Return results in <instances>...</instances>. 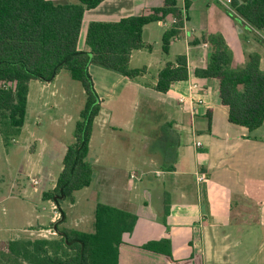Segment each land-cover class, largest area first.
I'll return each instance as SVG.
<instances>
[{
  "label": "crops",
  "instance_id": "crops-1",
  "mask_svg": "<svg viewBox=\"0 0 264 264\" xmlns=\"http://www.w3.org/2000/svg\"><path fill=\"white\" fill-rule=\"evenodd\" d=\"M187 1L184 26L170 42L166 57L152 56L149 41L152 35L159 36L161 41L169 27L162 21L157 30L153 27L155 22L145 27L148 30L145 42L150 47L133 50L129 61L131 67H145L141 75L128 79L101 67L89 66L101 99L96 118L102 104L113 98L114 88L119 85L124 88L132 81L135 103L143 101L147 108L158 109L167 126L159 146L142 145L133 154L140 171L133 183L125 182L122 169L100 162L105 154L98 156L94 184L103 191L104 197L98 203L115 206L137 217L133 230L122 236L119 264H167L163 255L139 248L147 241L162 238L171 241L175 260L188 257L194 226L201 231L204 264H264V135L255 132L264 123L252 131L231 123L228 108L219 97L218 80L194 74L196 67H205L208 62L209 46L203 37L216 34L230 48L234 68L244 66L248 56L257 53L264 70V29L251 28L230 13L222 0ZM162 3L163 0H102L83 13L78 49L86 50L90 22H115L141 15ZM184 4L185 0H177L178 7L185 8ZM175 44L180 46L173 50ZM177 55L187 58V79L171 83L166 92L156 91L158 71ZM110 120L106 112L102 127ZM91 141L92 137L89 152ZM196 141L201 142L200 147L195 145ZM112 154L115 153L109 155ZM91 165L94 173L96 167ZM171 166L172 169H167Z\"/></svg>",
  "mask_w": 264,
  "mask_h": 264
},
{
  "label": "trees",
  "instance_id": "trees-1",
  "mask_svg": "<svg viewBox=\"0 0 264 264\" xmlns=\"http://www.w3.org/2000/svg\"><path fill=\"white\" fill-rule=\"evenodd\" d=\"M102 0H0V115L9 128L20 129L25 120L29 82H51L63 69L80 82L85 101L75 122L73 142L68 144L61 160V170L52 188L41 193L43 200L55 202L59 208L64 200L73 203L74 193L91 184L93 167L87 160L93 123L100 111L101 99L95 89L89 66L95 65L128 79L141 75L145 67H131L133 50L149 48L142 40L147 24L175 17L176 22L161 37L162 51L167 54L170 42L184 26L188 1L184 7L177 0H163L159 7L141 15L121 18L115 22L92 21L88 24L85 46L77 47L85 10ZM234 12L251 28L264 29V0H231ZM208 62L196 67L197 77H213L219 82L221 103L228 108V120L249 131L264 123V70L260 56L250 54L244 66H232V52L224 38L210 35ZM185 55H177L158 71L154 89L166 92L171 83L188 77ZM7 139V137H6ZM167 169H172L168 167ZM53 226L58 236L52 238H16L0 240L1 264H119L122 236L131 232L136 215L115 206L97 203L92 231L62 225L65 211ZM188 257L175 260L172 244L167 238L150 240L142 250L161 254L167 264H204L202 236L194 226L189 241Z\"/></svg>",
  "mask_w": 264,
  "mask_h": 264
},
{
  "label": "rangeland",
  "instance_id": "rangeland-1",
  "mask_svg": "<svg viewBox=\"0 0 264 264\" xmlns=\"http://www.w3.org/2000/svg\"><path fill=\"white\" fill-rule=\"evenodd\" d=\"M153 27L159 29L161 21H156ZM149 42L152 56L166 57L159 36L152 35ZM179 46L175 44L173 50ZM131 64L133 66V61ZM130 83L124 88L121 85L114 88L113 98L102 104L101 113L94 120L87 155V160L96 167L92 176L94 182L74 193V203L62 202L60 208L66 215L62 225L92 231L95 205L104 198L103 191L94 184L98 176L95 160L100 154L106 155L100 161L102 164L122 169L125 182L133 183L128 172H140L138 159L133 158V154L142 145L159 146L160 137L165 135L167 126L159 110L147 108L143 101L135 103L133 82ZM97 85L100 88L98 81ZM84 101L80 82L63 69L50 84L34 79L29 82L27 111L20 129L9 128L0 115V240L37 238L30 231L51 224V202L43 200L41 193L55 184L64 146L73 142L75 122ZM106 112L111 120L102 127ZM255 132L264 135V126ZM32 178L39 181L37 189L31 183Z\"/></svg>",
  "mask_w": 264,
  "mask_h": 264
},
{
  "label": "built area",
  "instance_id": "built-area-1",
  "mask_svg": "<svg viewBox=\"0 0 264 264\" xmlns=\"http://www.w3.org/2000/svg\"><path fill=\"white\" fill-rule=\"evenodd\" d=\"M223 5L227 8V10L234 12L232 6H231V0H222ZM176 22V18L175 17H169V18H164L162 20L163 25L170 27L172 26L174 23ZM176 38V37H174ZM204 46H207V43H204ZM182 100V99H180ZM195 145L197 147L201 146V142L200 141H196ZM139 174L136 171H130L128 176L131 180H135L139 178ZM198 179H201L200 177ZM31 183L34 187V189H37V186L39 184L38 179L36 178H32L31 179ZM51 202V210H52V217L50 219L51 224L48 225L47 227H40L38 230H32L30 231V234H35L36 236H38L37 238H52V237H56L58 236V231L55 229V227L53 226V223H56L60 217H61V211L59 206L53 202Z\"/></svg>",
  "mask_w": 264,
  "mask_h": 264
},
{
  "label": "water",
  "instance_id": "water-1",
  "mask_svg": "<svg viewBox=\"0 0 264 264\" xmlns=\"http://www.w3.org/2000/svg\"><path fill=\"white\" fill-rule=\"evenodd\" d=\"M147 36H148V30L147 28H144L142 31V40L146 41L147 40Z\"/></svg>",
  "mask_w": 264,
  "mask_h": 264
}]
</instances>
